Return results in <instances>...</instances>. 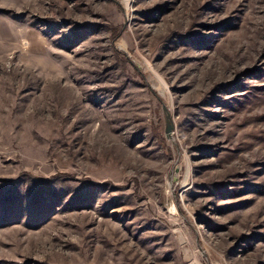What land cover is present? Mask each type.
<instances>
[{
	"label": "rangeland",
	"instance_id": "rangeland-1",
	"mask_svg": "<svg viewBox=\"0 0 264 264\" xmlns=\"http://www.w3.org/2000/svg\"><path fill=\"white\" fill-rule=\"evenodd\" d=\"M0 264H264V0H0Z\"/></svg>",
	"mask_w": 264,
	"mask_h": 264
},
{
	"label": "water",
	"instance_id": "water-1",
	"mask_svg": "<svg viewBox=\"0 0 264 264\" xmlns=\"http://www.w3.org/2000/svg\"><path fill=\"white\" fill-rule=\"evenodd\" d=\"M162 111H163V115H164V124H165L164 132H165L167 137H170L171 130L173 129V123H172L171 115H170L168 109L166 108V106L164 104L162 105Z\"/></svg>",
	"mask_w": 264,
	"mask_h": 264
}]
</instances>
